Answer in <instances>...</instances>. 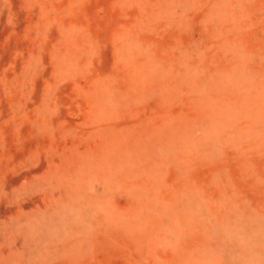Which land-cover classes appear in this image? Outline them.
I'll use <instances>...</instances> for the list:
<instances>
[{
	"label": "rangeland",
	"instance_id": "obj_1",
	"mask_svg": "<svg viewBox=\"0 0 264 264\" xmlns=\"http://www.w3.org/2000/svg\"><path fill=\"white\" fill-rule=\"evenodd\" d=\"M0 264H264V0H0Z\"/></svg>",
	"mask_w": 264,
	"mask_h": 264
}]
</instances>
